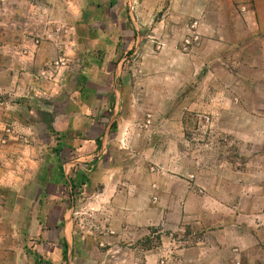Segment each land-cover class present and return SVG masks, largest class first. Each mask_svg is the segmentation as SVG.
<instances>
[{
	"label": "crops",
	"instance_id": "crops-1",
	"mask_svg": "<svg viewBox=\"0 0 264 264\" xmlns=\"http://www.w3.org/2000/svg\"><path fill=\"white\" fill-rule=\"evenodd\" d=\"M219 2L229 17L188 53L189 84L220 103L251 100L225 132L264 152V0ZM131 4L0 0V71L23 103L11 133L28 142L0 149V264H264V219L244 225L240 209L213 208L198 179L180 175L179 128L128 125L119 56L131 48Z\"/></svg>",
	"mask_w": 264,
	"mask_h": 264
},
{
	"label": "rangeland",
	"instance_id": "rangeland-1",
	"mask_svg": "<svg viewBox=\"0 0 264 264\" xmlns=\"http://www.w3.org/2000/svg\"><path fill=\"white\" fill-rule=\"evenodd\" d=\"M208 1L215 7L208 8L207 0H132L131 48L119 56L124 58L122 65L130 100L126 109L132 116L127 121L131 128L178 127L180 145L175 153L180 156V175L195 176L194 180L198 179L195 186H200L210 197L213 208L225 207L234 212L240 209L241 222L246 225L253 218L264 219V181L258 183L255 177L264 178L261 174H264V152L252 151L250 143L240 141L225 130L237 127L235 112L250 109L251 100L246 99L247 103L241 107L234 101L220 103V98H203L204 88L191 87L186 69L188 53L200 45V38L216 20L219 21V15L227 20L230 14L225 4L217 6L219 0ZM158 32H164L160 39L156 37ZM193 36L198 39L189 40ZM175 54L180 58H174L181 70L179 79L174 76L171 66ZM157 63L165 65L164 90L160 89L158 95L155 85ZM11 77V71H0V149L12 143L28 144L26 135L11 133L18 125L14 119L15 113L19 112L16 108L23 105L17 103L22 97L12 87ZM193 90L199 91L196 97L200 98H191ZM28 107L30 105L26 104L24 111ZM23 114L19 118L27 121ZM253 154H256L255 160ZM257 162L259 166L253 167L252 163Z\"/></svg>",
	"mask_w": 264,
	"mask_h": 264
},
{
	"label": "built area",
	"instance_id": "built-area-1",
	"mask_svg": "<svg viewBox=\"0 0 264 264\" xmlns=\"http://www.w3.org/2000/svg\"><path fill=\"white\" fill-rule=\"evenodd\" d=\"M208 120V119H207Z\"/></svg>",
	"mask_w": 264,
	"mask_h": 264
}]
</instances>
